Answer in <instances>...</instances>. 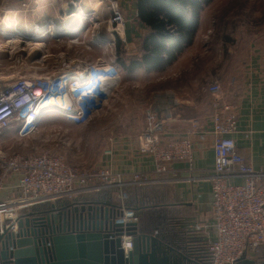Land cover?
<instances>
[{"label":"crops","instance_id":"crops-1","mask_svg":"<svg viewBox=\"0 0 264 264\" xmlns=\"http://www.w3.org/2000/svg\"><path fill=\"white\" fill-rule=\"evenodd\" d=\"M108 1L0 0V9L5 12L1 21H10L11 15H15L17 24L23 22L27 27L37 24L39 29L45 25L51 31L53 26L68 24L72 29L71 25L77 24V8L72 3H76L82 12L97 16V20L110 16ZM114 1L125 18L119 37L122 48L127 56L137 55V44L145 36V28L136 18V0ZM242 2L247 4L249 0ZM235 3V0H214L207 6L200 14L193 44L164 71L145 73L139 70L132 74L155 75V79L168 83L165 99L154 107L158 118L164 122L163 131L158 137L162 146L167 147L185 138L193 144V171H189L186 162L176 161L169 165L165 174L156 178L155 183L143 186L152 188L147 191L146 197L162 201V207L155 212H164L163 219H166L167 227L161 232L154 228L157 222H151L150 218L155 212L148 210L138 219V230L151 235L157 233L171 247L194 254L201 264H208L207 245L216 237L209 179L214 163L212 140L209 134L204 140L197 136V132L203 133L210 129L211 101L206 93L210 83L221 84L225 100L234 108L238 119V131L234 135L237 151L254 169L264 170V37H258L260 46L248 47L245 51L236 47L238 41L232 45L233 37L226 29V22ZM95 18L92 19L93 23ZM94 24L95 29H98L100 24ZM55 31L58 29L55 28ZM193 121L197 122V131H192ZM113 146V155L103 153L93 168H108L126 175L153 170L152 159L138 151L137 139L125 144L114 140ZM233 183L240 184L241 180L236 179ZM14 184V177L7 179L5 189L0 192V200L16 195ZM75 201H98L119 207L115 190L85 193ZM29 212L26 211L27 214ZM156 216L161 217L160 214ZM195 225H199L201 231H194ZM250 260L257 261L253 258ZM256 264L261 263L257 261Z\"/></svg>","mask_w":264,"mask_h":264},{"label":"built area","instance_id":"built-area-1","mask_svg":"<svg viewBox=\"0 0 264 264\" xmlns=\"http://www.w3.org/2000/svg\"><path fill=\"white\" fill-rule=\"evenodd\" d=\"M108 7L110 33L119 38L125 18L116 1H108ZM81 67L68 75L73 82L63 86L72 99L73 107L79 105L78 101L90 104V95L82 90L83 86L73 87L79 82L80 74L96 81V85L90 84V87H95L93 90L111 91L119 83V70L114 67ZM5 74L4 68H0V136L13 125H20L22 131L30 132L53 95L50 83L40 77ZM93 75L99 78L96 80ZM80 92L83 94L78 100L76 95ZM206 93L211 101L210 129L197 132V136L204 140L207 134L210 135L214 154L209 179L216 237L207 245L208 264H239L242 258H264V170L254 169L237 151L234 135L238 131V119L234 108L225 100L221 84L210 83ZM163 123L155 111H146L137 148L152 159L154 168L128 175L108 168L73 166L62 156L49 153L6 157L0 147V192L11 177H14L13 190L16 192L13 198L0 200V234L4 230L17 233L21 214L32 207L72 202L85 193L112 190L118 194L121 212L115 222L137 223L138 217L126 208L128 196L125 188L155 183L156 178L165 174L169 165L176 161L186 162L189 171H193L191 140L185 138L167 147L162 146L158 137L163 131ZM191 127L192 131H197V122L193 121ZM104 155L112 156L113 150H105ZM236 179L241 183H233ZM193 230L201 231V227L195 225ZM132 247V237L122 236L121 248L125 258H128Z\"/></svg>","mask_w":264,"mask_h":264},{"label":"rangeland","instance_id":"rangeland-1","mask_svg":"<svg viewBox=\"0 0 264 264\" xmlns=\"http://www.w3.org/2000/svg\"><path fill=\"white\" fill-rule=\"evenodd\" d=\"M235 1L226 22V29L233 37L232 45L238 41L236 47L242 51L260 46L257 40L264 37V0H249L247 4ZM74 7L78 10L76 26L71 25L72 29L68 24L53 26L51 31L45 25L38 29L37 24L28 27L23 22L17 24L15 15H11L10 21L2 22L5 12L0 9V68H4L5 75L40 77L50 83L53 95L61 88L66 90L62 84L73 82L68 75L79 66L82 69L114 67L119 70V83L111 91L93 90L90 104L74 106L70 113L63 103L60 107L47 108L30 132L13 125L0 136V147L6 157L49 153L62 156L70 165L93 168L105 150L114 151V140L124 144L136 140L144 127L146 111H156L154 107L165 99L168 86L165 80L155 79L156 76L150 74H127L118 64V38L110 33L109 15L107 19L98 16L97 20V16H93L94 23L100 24L95 29L91 12H82L77 4ZM13 38L21 43L7 45ZM36 44L44 46L37 49ZM56 81L59 84L56 83L55 89ZM90 81L93 82L87 78V82ZM66 94L72 101L67 90Z\"/></svg>","mask_w":264,"mask_h":264},{"label":"water","instance_id":"water-1","mask_svg":"<svg viewBox=\"0 0 264 264\" xmlns=\"http://www.w3.org/2000/svg\"><path fill=\"white\" fill-rule=\"evenodd\" d=\"M29 210L17 233L0 234V264H201L157 233L140 232L137 223H116L121 212L115 206L74 201ZM124 235L132 237L128 258L121 248Z\"/></svg>","mask_w":264,"mask_h":264},{"label":"trees","instance_id":"trees-1","mask_svg":"<svg viewBox=\"0 0 264 264\" xmlns=\"http://www.w3.org/2000/svg\"><path fill=\"white\" fill-rule=\"evenodd\" d=\"M214 0H136L137 20L145 28V36L137 44V55L127 56L119 38L116 41L117 62L125 73L133 74L164 71L189 48L195 39L201 12ZM150 187H127L126 208L140 218L146 211H157L162 207L160 199L146 197ZM116 192V191H115ZM160 204V207H157ZM117 209H120L117 207ZM152 209V210H151ZM164 212L154 213L151 222L154 228L163 231L167 225ZM26 211L21 218L26 217ZM160 214L161 217H155ZM168 216V214H165ZM257 261L264 264V258Z\"/></svg>","mask_w":264,"mask_h":264},{"label":"bare ground","instance_id":"bare-ground-1","mask_svg":"<svg viewBox=\"0 0 264 264\" xmlns=\"http://www.w3.org/2000/svg\"><path fill=\"white\" fill-rule=\"evenodd\" d=\"M79 17V16H78ZM80 18V17H79ZM93 18V17H92ZM79 26V25H78ZM37 32H38V30H37ZM57 32V31H56ZM2 33V32H1ZM36 33V32H35ZM39 33V32H38ZM39 35V34H38ZM55 35V34H54ZM19 41V39L18 38H13V39H11V40H9L8 42H6V44L7 45H13V44H16V43H21V42H18ZM44 45L43 44H36L35 45V47L37 48V49H40V48H42ZM79 77H81V78H79L80 80H79V82L78 83H74L75 85L73 86V87H81V86H83V88L84 89H82V90H84V91H86V93H89L88 95H90V93L93 91V89L95 88V87H90L91 85V81L90 82H87V78L86 77H84L83 75H80ZM96 77V78H95ZM94 78L97 80V78H99L98 76H95ZM62 80V79H61ZM56 83H58L59 84V81H56L55 82V84ZM61 83V82H60ZM58 84H56V86H55V89L58 87ZM65 83H63L62 85L63 86H65L64 85ZM92 84H93V86L94 85H96V81L94 80L93 82H92ZM61 85V84H60ZM61 91H65V90H63L62 88H61ZM72 91H73V89H72ZM83 91V92H84ZM95 91V90H94ZM57 93L55 94V95H53L50 99H49V102L47 103V105H46V107L47 108H54V107H60L61 105H63V104H67V112L68 113H70L71 112V109L73 108V106L71 105L72 104V101L66 96L67 94H66V92H63V93H61L59 90L58 91H56ZM83 92H80L79 94H77L76 96H77V98L78 99H80L81 98V95L83 94ZM96 92V91H95ZM85 93V94H86ZM94 94V93H93ZM63 103V104H62ZM78 104L79 105H82V104H85V103H83V102H79L78 101ZM74 118V116H72V115H69V118Z\"/></svg>","mask_w":264,"mask_h":264}]
</instances>
